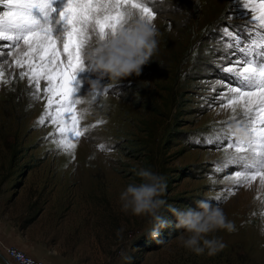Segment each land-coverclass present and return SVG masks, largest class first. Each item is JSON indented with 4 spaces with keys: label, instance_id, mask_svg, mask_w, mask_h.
Masks as SVG:
<instances>
[{
    "label": "rangeland",
    "instance_id": "374dc122",
    "mask_svg": "<svg viewBox=\"0 0 264 264\" xmlns=\"http://www.w3.org/2000/svg\"><path fill=\"white\" fill-rule=\"evenodd\" d=\"M138 2L156 14L157 52L139 76L112 81L88 66L93 35L83 53L85 68L74 82L81 100L75 111L85 129L73 141L75 158L58 146L56 125L47 118L39 123L48 105L46 82L40 81L37 98L34 84L28 76L20 78L24 69L15 64L27 46L0 49L6 54L0 57V264L9 263V247L52 264H264V184L260 176L235 179L237 170L248 173L226 142L204 143L214 130L253 139L238 123L242 109L233 112L216 98L228 79L219 70L226 62L222 57L234 50L226 45L237 33L243 47L261 42L264 29L240 26L248 25L243 13L257 16L252 8L264 0H247L246 8L235 6V0ZM128 10L141 15L138 9H121ZM93 79L101 80L95 89ZM141 168L166 178L160 214L173 226L156 238L150 234L152 218L124 212L119 201L129 183L141 182ZM200 199L221 206L236 226L212 234L226 244L214 255L182 246L177 237L183 230L174 227L176 218L167 207H196Z\"/></svg>",
    "mask_w": 264,
    "mask_h": 264
},
{
    "label": "snow or ice",
    "instance_id": "6c2138e0",
    "mask_svg": "<svg viewBox=\"0 0 264 264\" xmlns=\"http://www.w3.org/2000/svg\"><path fill=\"white\" fill-rule=\"evenodd\" d=\"M0 6L7 8L4 11L0 7V40L11 42L0 44V49H19L20 42L27 46V51L22 58L15 60V64L24 69L19 73L20 78L28 76L29 83L34 84L36 91L33 95L37 98L40 81L46 82L44 92L48 105L39 123L43 124L47 118L56 125L58 146L75 158L76 144L73 141H78L85 129L80 127L82 117L75 111V105L81 100L74 95L77 91L74 82L78 71L85 68V47L93 35L103 37L122 25L125 13L121 9L126 6L138 9L148 20H154L156 14L138 0H64L62 5L57 0H0ZM235 6L246 8L247 0H235ZM252 10L258 15L253 17L251 11H245L243 15L248 19V25L240 26L241 29L252 24L264 29V2L253 6ZM260 41H253L255 48L243 47L237 33L234 42L226 45L234 50L222 57L226 62L219 66V70L228 79L222 82L225 91L216 98L227 101L222 106L231 107L233 112L237 107L242 109L243 119L238 123L252 134L253 139L246 142L235 131L214 130L204 143L220 147L226 142L227 148H234L238 160L245 162L243 168L248 173L237 170L234 172L235 179L238 182L251 181L260 176L264 184V35H261ZM5 55L0 51V57ZM2 76L3 71L0 70ZM249 154L252 157L250 164L247 163Z\"/></svg>",
    "mask_w": 264,
    "mask_h": 264
},
{
    "label": "clouds",
    "instance_id": "9594fccd",
    "mask_svg": "<svg viewBox=\"0 0 264 264\" xmlns=\"http://www.w3.org/2000/svg\"><path fill=\"white\" fill-rule=\"evenodd\" d=\"M158 36L159 30L154 20L128 10L121 26L108 31L103 37L95 35V42L88 49V66L99 77L107 76L112 81H120L133 74L139 76L157 52ZM90 84L95 89L101 80L93 79ZM137 175L141 177V182L129 183L119 194L121 208L133 215L150 216V234L156 238L161 229L173 226L172 220L160 214L166 206V201L161 198L166 190V178L150 168L139 169ZM195 204L196 207L182 208L167 205L176 218L174 227L183 230L177 239L183 247L197 254L207 250L208 255H214L224 249L226 244L212 234L219 230L232 232L236 226L221 206L206 199L196 200ZM122 231L119 229L118 234Z\"/></svg>",
    "mask_w": 264,
    "mask_h": 264
},
{
    "label": "built area",
    "instance_id": "2783aa9c",
    "mask_svg": "<svg viewBox=\"0 0 264 264\" xmlns=\"http://www.w3.org/2000/svg\"><path fill=\"white\" fill-rule=\"evenodd\" d=\"M7 254L9 260H11L14 264H52V263L43 262L30 255H27L25 252L15 247L7 248Z\"/></svg>",
    "mask_w": 264,
    "mask_h": 264
},
{
    "label": "bare ground",
    "instance_id": "6f19581e",
    "mask_svg": "<svg viewBox=\"0 0 264 264\" xmlns=\"http://www.w3.org/2000/svg\"><path fill=\"white\" fill-rule=\"evenodd\" d=\"M74 86H75V85H74ZM86 149H87V148H86ZM79 152H80V151H79ZM85 153H86V155H87V157H88L89 153L87 154V150H86V152H85Z\"/></svg>",
    "mask_w": 264,
    "mask_h": 264
},
{
    "label": "crops",
    "instance_id": "0c3cea01",
    "mask_svg": "<svg viewBox=\"0 0 264 264\" xmlns=\"http://www.w3.org/2000/svg\"><path fill=\"white\" fill-rule=\"evenodd\" d=\"M1 254V253H0ZM9 260V259H8ZM8 264H14V263H12L10 260H9V263Z\"/></svg>",
    "mask_w": 264,
    "mask_h": 264
}]
</instances>
